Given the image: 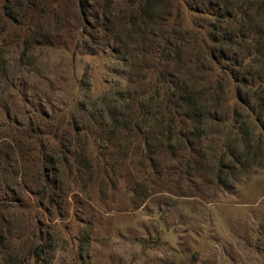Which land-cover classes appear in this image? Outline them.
I'll return each mask as SVG.
<instances>
[{
  "label": "rangeland",
  "instance_id": "obj_1",
  "mask_svg": "<svg viewBox=\"0 0 264 264\" xmlns=\"http://www.w3.org/2000/svg\"><path fill=\"white\" fill-rule=\"evenodd\" d=\"M225 1L0 0V264H264V137L232 77L199 121L150 101Z\"/></svg>",
  "mask_w": 264,
  "mask_h": 264
},
{
  "label": "trees",
  "instance_id": "obj_2",
  "mask_svg": "<svg viewBox=\"0 0 264 264\" xmlns=\"http://www.w3.org/2000/svg\"><path fill=\"white\" fill-rule=\"evenodd\" d=\"M228 6L232 9L229 8L230 12ZM205 15L214 23L213 31L217 35L215 38L202 35L201 32L203 33L205 27H209V23L197 29L195 21L192 20L190 22L192 34L183 42L181 56L179 54L183 69L175 72H171L167 66L157 69L161 87L158 89L150 84L155 88L154 93L150 94V101L154 97L158 99L162 119H165L166 115L171 116L177 110H182L186 118L199 121L212 113L210 106L214 104L213 106L217 107L226 91L230 90L227 75L231 76V80L236 83L232 101L248 103L246 113L260 127V133L257 135L259 145L261 138L264 137V0H241L235 6H232L231 0H226L222 5L217 4L215 13L208 11ZM224 24H232L235 28L228 34L222 30ZM5 29V24L0 26V35ZM243 41L249 46V51L243 57L231 56L227 59L224 56L222 46ZM217 45L221 47L217 49ZM82 48L91 53L89 46L77 41L75 49ZM226 65L230 67L229 71L225 70ZM246 87H249L250 91H246ZM209 100L212 101L210 104ZM162 130L167 133L164 126ZM244 136L245 148L248 149L251 139L249 132H245ZM13 138L14 136L8 142V149L15 154L16 147L19 146L15 144L16 140ZM41 155V165L38 169L44 191L47 189L48 177L56 170L53 168V155ZM7 156L8 150L0 151V170ZM46 161L51 167L46 166ZM15 169L16 175H22L23 171L19 165Z\"/></svg>",
  "mask_w": 264,
  "mask_h": 264
}]
</instances>
